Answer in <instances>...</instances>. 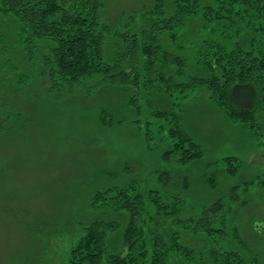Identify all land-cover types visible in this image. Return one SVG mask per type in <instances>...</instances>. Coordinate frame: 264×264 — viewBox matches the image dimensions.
I'll use <instances>...</instances> for the list:
<instances>
[{"label":"rangeland","instance_id":"374dc122","mask_svg":"<svg viewBox=\"0 0 264 264\" xmlns=\"http://www.w3.org/2000/svg\"><path fill=\"white\" fill-rule=\"evenodd\" d=\"M98 1L110 38L125 14L140 15L155 2ZM163 1L167 15H172L175 0ZM201 10L173 25L176 45L169 40L166 45L189 59L192 74L205 77L196 66L203 64V54L209 51L207 39H214L218 31L226 41L248 48L253 34L235 24L231 33L227 24L209 22ZM3 21L0 16V34H5L0 37V67L6 69L2 110L11 118L0 134V264H83L80 247L87 236L85 223L96 212L91 205L96 192L104 189L131 187L145 198L157 190L168 195V202L181 198L182 217L187 220L226 198L235 186L243 187L240 196L231 200L213 225L203 223L204 232L194 234L190 223L175 224L173 229L182 231L181 241L204 255L206 264H255V260L264 264V188L258 183L264 176V141L259 143L241 124L230 121L211 100L206 84L175 91L171 97L182 128L202 145L204 157L187 165L165 161L163 154L176 144L170 136L175 118L150 116L162 97L151 91L145 78L138 90L133 89L141 115L128 107L130 96L115 85L91 92H69L61 86L51 91L39 70L48 63L45 43H29L33 49L17 46L10 41L12 28ZM116 46L110 43V54ZM256 46L264 52V41ZM169 104L162 105L163 110ZM103 110L114 117L113 126L101 123ZM136 119L141 126L134 124ZM228 157L239 161L227 163ZM237 166L240 170L233 176ZM165 170L172 176L166 192L159 180ZM211 179L216 186L210 185ZM119 221L123 226L109 238L116 252L123 249L127 219ZM229 253L236 256L227 260Z\"/></svg>","mask_w":264,"mask_h":264},{"label":"trees","instance_id":"16d2710c","mask_svg":"<svg viewBox=\"0 0 264 264\" xmlns=\"http://www.w3.org/2000/svg\"><path fill=\"white\" fill-rule=\"evenodd\" d=\"M101 9L98 0H0V16L5 19L2 23L13 30L10 41L28 49L34 48L29 43H45L48 63L39 70L42 79L49 81L51 91L61 86L69 92L81 89L91 92L115 85L130 96L128 107L141 115L142 107L135 101L133 89L138 90L136 86L145 78L153 87L151 91L162 97L150 116L175 118L170 136L176 144L163 154V160L187 165L204 157L202 145L182 128L181 115L175 114L176 105L171 102L175 91L203 83L208 86L213 103L230 121L241 124L259 143L264 141V52L256 46V42L264 41V0H175L172 15H167L163 0H155L153 7L140 15L125 14L120 28L112 32V38L108 37L110 30L102 20ZM199 10L209 22L227 24L231 33L235 24L253 34L248 48L233 40L226 41L218 31L214 39H207L209 51L203 54V64L196 66L207 74L205 77L192 74L189 59L170 51L166 45V40L174 45L177 42L172 26L198 14ZM0 37L5 34L1 33ZM109 40L117 45L112 56ZM5 71L0 67V134L11 118L4 116L2 110ZM164 100L167 104L170 102L169 109L163 110L162 105L167 107ZM100 120L105 126L115 124L108 110L100 112ZM134 124L141 126L142 122L136 119ZM233 159L239 161L235 157L225 160L232 163ZM239 170L237 166L233 176ZM171 177L168 170L160 172L159 180L165 192L172 184ZM258 183L264 188V176ZM216 184L211 179L210 185ZM131 189L134 188L115 187L96 192L91 202L96 212L85 223L87 236L80 247L83 264H190V259L195 264H206L204 255L185 245L181 241L182 231L174 230L173 226L190 223L194 234L204 232L202 224L213 225L231 200L240 196L243 187H233L226 198L206 206L201 215H192L187 220L182 217L181 198L172 201L169 198L168 202V195L157 190L150 191L149 198H145ZM102 216L106 219H101ZM122 217L127 219L123 249L116 252L109 238L123 226L119 221ZM256 224L260 228L261 223ZM233 254H227V260Z\"/></svg>","mask_w":264,"mask_h":264}]
</instances>
